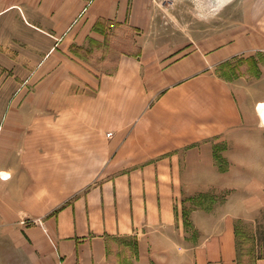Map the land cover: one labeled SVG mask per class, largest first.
Here are the masks:
<instances>
[{
  "label": "crops",
  "instance_id": "1",
  "mask_svg": "<svg viewBox=\"0 0 264 264\" xmlns=\"http://www.w3.org/2000/svg\"><path fill=\"white\" fill-rule=\"evenodd\" d=\"M153 3L0 0V232L19 264H240L239 227L262 223L264 26L156 47ZM114 28L139 51L98 75L72 51Z\"/></svg>",
  "mask_w": 264,
  "mask_h": 264
},
{
  "label": "rangeland",
  "instance_id": "2",
  "mask_svg": "<svg viewBox=\"0 0 264 264\" xmlns=\"http://www.w3.org/2000/svg\"><path fill=\"white\" fill-rule=\"evenodd\" d=\"M151 41L156 47H182V51H192L209 37L223 35L229 31L241 32L244 29L257 31L264 26V0H153ZM136 32V31H134ZM127 29H113L112 35L103 45L88 49H73L74 55L91 65L98 75L111 72L113 59L120 55H136L139 49L135 44V33ZM220 43L226 40L219 41ZM120 54V55H119ZM31 96L34 88L29 87ZM208 201V200H205ZM20 217L17 226L28 229L34 224L22 225ZM238 252L243 263L264 253V219L261 224L239 227ZM251 229V230H250ZM22 239L13 236V239ZM0 232V264H19L12 256L13 248L4 244Z\"/></svg>",
  "mask_w": 264,
  "mask_h": 264
},
{
  "label": "built area",
  "instance_id": "3",
  "mask_svg": "<svg viewBox=\"0 0 264 264\" xmlns=\"http://www.w3.org/2000/svg\"><path fill=\"white\" fill-rule=\"evenodd\" d=\"M22 225H27V224H34V225H38L42 228V223L39 219H25L21 221Z\"/></svg>",
  "mask_w": 264,
  "mask_h": 264
},
{
  "label": "trees",
  "instance_id": "4",
  "mask_svg": "<svg viewBox=\"0 0 264 264\" xmlns=\"http://www.w3.org/2000/svg\"><path fill=\"white\" fill-rule=\"evenodd\" d=\"M258 258H264V253L262 255H260V256H257L255 258L249 260L247 263H243L242 262L240 255H239V258L238 259L240 261V264H254L255 260L258 259Z\"/></svg>",
  "mask_w": 264,
  "mask_h": 264
}]
</instances>
